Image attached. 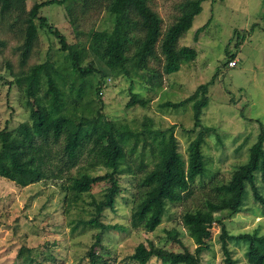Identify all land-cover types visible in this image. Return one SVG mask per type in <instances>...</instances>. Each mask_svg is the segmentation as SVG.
Instances as JSON below:
<instances>
[{
  "label": "rangeland",
  "instance_id": "1",
  "mask_svg": "<svg viewBox=\"0 0 264 264\" xmlns=\"http://www.w3.org/2000/svg\"><path fill=\"white\" fill-rule=\"evenodd\" d=\"M42 1L45 0H27L23 4L25 12L19 6L5 12L0 9V131L13 130L29 119L30 108L16 75L46 61L54 62L57 67L65 63V53L47 28L37 29L28 57L22 56L24 19L31 7ZM110 1L75 0L67 6L53 4L45 7L40 15L66 37L69 45L84 51L82 66H85L92 60L86 51L89 34L111 29L106 11ZM184 1L147 0L161 19L162 33L180 15ZM201 7L192 27L177 44L196 51L193 61L182 64L178 72L165 75L158 43L157 57L148 61V70L143 72L145 79L108 77L103 81L101 92L90 89L73 113L93 127L97 124V112L101 110L114 127L126 124L133 133L126 153L136 176L120 178L123 191L114 210H106L101 220L118 227L101 232L97 250H102L108 264H124L139 243L151 242L156 249L173 252H181L185 247L192 252L198 241L183 226L181 215L185 210L204 206L215 193L213 187L227 181L233 169L247 160L248 150L256 142L260 127L264 129V0L203 1ZM208 21L207 27L196 35V30ZM231 56L237 60L234 68L228 67ZM214 75V83L208 88V105L200 116L202 127L211 128L201 148L206 175L191 185L189 197L169 207L153 232L131 228V197L135 193V183L152 168L156 159L149 150L150 143L144 145L143 136H138L143 122L150 119L152 129L161 130L175 125L179 151L185 157L188 144L197 135V131H192V106L187 104L173 109L162 105L184 100ZM132 93L148 98L149 105L127 108ZM39 95H44L43 86ZM61 148L62 141L51 144L45 156L46 167L55 177L19 187L0 176V264H89L87 252L95 235L100 233L99 228L77 223L94 217L91 202L102 199L106 184H93L89 192L75 200L67 186L80 174L85 161L67 168ZM257 183L264 196V182L259 176ZM220 215L225 218L223 223L230 235L255 231L264 234V207L254 200L250 191L240 214L231 218L227 213ZM170 231L177 232L181 244L170 240L167 234ZM211 232L212 237L207 242L209 249L202 252L200 264H223L219 226L213 224ZM228 246L237 264H247L244 245L230 242ZM20 251L22 257L19 259ZM29 252L35 258L34 263L28 261ZM149 264L168 263L152 259Z\"/></svg>",
  "mask_w": 264,
  "mask_h": 264
},
{
  "label": "trees",
  "instance_id": "2",
  "mask_svg": "<svg viewBox=\"0 0 264 264\" xmlns=\"http://www.w3.org/2000/svg\"><path fill=\"white\" fill-rule=\"evenodd\" d=\"M26 1L0 0V9L5 12L19 6L25 12L23 4ZM74 1L45 0L35 3L26 14L22 56L28 57L37 37V29L47 28V32L58 40L60 50L65 53V63L57 67L54 62L46 61L16 75L30 108L29 119L13 130L0 131V176L19 187L55 177L53 171L46 167L45 156L49 145L62 141V155L67 168L85 161L80 174L67 186L75 200L89 192L93 184H106L102 199L91 202L94 217L77 224L99 228L100 233L95 235V241L87 252L89 264H108L102 250H97L101 232L118 227L104 224L101 220L106 210H114L117 198L123 191L120 178L136 176L126 153L127 143L133 133L126 124L114 127L101 110L97 112V124L93 127L87 126L83 118L73 113L90 89L101 92L103 81L108 77L145 79L143 72L148 70V61L157 57L158 43L165 75L174 74L182 64L193 61L196 51L189 47H178V41L192 27L195 16L202 11V2L214 3L216 0L184 1L180 6V15L164 33L160 17L149 7L147 0H111L106 8L111 29L89 34L86 51L92 60L85 66H82L84 51L76 45H69L66 37L51 26L44 15H40L45 7L53 4L67 6ZM208 23L198 28L195 34L204 30ZM231 59L234 60V57L231 56ZM215 78L216 75L207 83L199 85L184 100L162 105L173 109L187 104L192 106V131H197V135L188 144L185 157L179 151V142L174 134L175 125L161 130L152 129L153 122L150 119L143 122L138 136H143L144 145L150 143L149 150L156 159L152 168L145 171L135 183V193L131 197V228L153 232L161 224L169 207L179 205L189 197L191 185L197 178L206 175L201 148L211 128L202 127L200 116L208 105V88ZM41 86L44 87L43 96L39 95ZM149 103L148 98L132 93L126 107L146 108ZM263 145L264 129L260 127L256 142L248 150L247 160L233 169L227 181L213 187L215 193L204 202L203 207L185 210L181 215L183 226L198 241L192 252L185 247L181 252H173L156 249L151 242L139 243L133 253L126 257L124 264H149L152 259L168 264H200L202 252L209 249L207 242L212 237L213 224L220 229L223 264H237L228 246L230 242L245 246L247 264H264V234L255 231L230 235L223 223L225 218L220 215L227 213V217L231 218L240 214L249 191L254 200L264 207V196L257 183L258 176L264 182ZM99 171L103 173L99 174ZM167 234L171 241L181 244L177 232L170 231ZM29 253L28 261L34 263L35 258ZM18 256L19 259L22 257L21 251Z\"/></svg>",
  "mask_w": 264,
  "mask_h": 264
},
{
  "label": "built area",
  "instance_id": "3",
  "mask_svg": "<svg viewBox=\"0 0 264 264\" xmlns=\"http://www.w3.org/2000/svg\"><path fill=\"white\" fill-rule=\"evenodd\" d=\"M236 65H237V60L236 59L231 60V61L228 62V67L229 68H234Z\"/></svg>",
  "mask_w": 264,
  "mask_h": 264
}]
</instances>
